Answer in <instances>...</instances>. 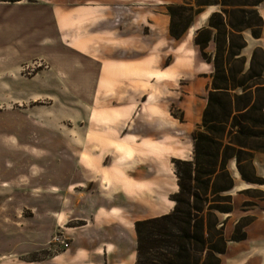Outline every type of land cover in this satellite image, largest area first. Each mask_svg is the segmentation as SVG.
Segmentation results:
<instances>
[{
  "label": "rangeland",
  "instance_id": "obj_1",
  "mask_svg": "<svg viewBox=\"0 0 264 264\" xmlns=\"http://www.w3.org/2000/svg\"><path fill=\"white\" fill-rule=\"evenodd\" d=\"M204 2L210 3L202 7L210 16L231 9L223 7L222 0H0L1 45L7 49L0 54V67L14 60L8 74L0 72V264H135L134 223L152 212L172 210L175 203L170 196L178 190L175 161L194 158V133L202 122L187 134L174 131L180 135L177 138L163 135L161 140L174 147L161 152L144 148L146 143L138 144L133 137L129 145L136 150L131 153L122 150L120 143L113 148L104 137L111 135V123L122 118V107L129 123L162 117L184 125L181 101L187 77L183 71L192 67L195 55L185 49L192 37L187 34L189 28L185 44L167 39L168 9L180 5L196 9ZM75 9H98L99 14L105 9H125L131 92L124 101L116 102L118 95L109 92L121 79L103 77L98 85L96 72L107 63L90 60V29L81 37L75 35L79 18L88 28L85 24L91 15L83 10L79 16ZM92 34L104 56L105 32ZM144 38L146 57L138 61L134 55L143 51ZM80 39L84 45L75 46ZM80 48L83 55L75 52ZM206 51L213 58L215 44ZM257 58L261 59L259 50ZM155 68L167 74L153 82ZM201 88L206 87L200 84ZM253 91L249 90L251 97L262 103L264 92ZM150 133L140 132L139 138ZM249 143L264 146V137L251 138ZM152 164L155 172L149 173ZM242 168L252 176L249 162L243 161ZM229 169L240 181L234 165ZM248 185L251 188L241 192L237 187L231 191L233 210L234 197L241 199L242 210L264 200L259 184ZM225 217L219 214L221 222ZM244 217H248L245 222L253 220L251 215ZM225 239L226 252L241 245L231 235ZM242 243L264 245V239ZM232 256L238 257L237 264L264 261V253L241 249Z\"/></svg>",
  "mask_w": 264,
  "mask_h": 264
},
{
  "label": "trees",
  "instance_id": "obj_2",
  "mask_svg": "<svg viewBox=\"0 0 264 264\" xmlns=\"http://www.w3.org/2000/svg\"><path fill=\"white\" fill-rule=\"evenodd\" d=\"M263 1L229 4L222 0L223 7L231 9L212 13L208 26L197 31L195 43L203 58L213 63L214 72L202 125L194 133V158L175 161L178 190L170 196L175 203L173 209L134 223L135 264H221L227 249L225 224L233 211L234 178L229 161L235 159L240 176L247 183L264 184L253 164L254 152L264 153V146L253 147L249 143L251 138L264 137V101L260 103L249 93L252 88V93L264 92V82L257 81L264 79V52L255 49L248 66L242 54L246 46L243 32L249 30L255 38L262 34L264 21L257 6ZM209 4L198 3L196 9L170 6L171 36L181 38L194 16ZM211 41L215 44L213 58L206 51ZM252 81L255 82L249 85ZM243 161L250 163L252 176L244 172ZM219 214L226 215V219L221 222ZM246 218L236 223L232 241L246 239L245 228L251 223L245 222Z\"/></svg>",
  "mask_w": 264,
  "mask_h": 264
},
{
  "label": "crops",
  "instance_id": "obj_3",
  "mask_svg": "<svg viewBox=\"0 0 264 264\" xmlns=\"http://www.w3.org/2000/svg\"><path fill=\"white\" fill-rule=\"evenodd\" d=\"M83 10H89L91 15L90 19L88 20L89 25L88 28H83L81 19L79 18V25L77 24L75 26V35L80 34V37L82 35L83 31H86L87 29H90L91 32V40L89 44V55L90 60L94 58L97 61H102V63H107L106 67L100 65L99 70L96 72V76L98 78V85L100 86L101 79L104 78H112V79H121L118 81L120 84L116 85L115 89L113 91H109L110 93L117 94L118 97H116L117 100H125L127 97L126 95L129 94L130 91V85H128V79L129 77V67L131 62V55H130V49H129V43L125 40V35L128 21H126V11L125 9H111L109 11L108 9H105L102 14L98 13V9H75V13H79V16L82 14ZM130 10V9H129ZM257 10L264 21V1L260 3L257 6ZM95 11V14H92V12ZM65 13V12H64ZM211 12H209L208 9H203L199 14L196 15L195 19L193 20L191 26L189 27L187 34L189 36H192L187 44H189L185 49H189L192 54L195 55L194 62L191 68L184 70L183 75L184 77H187V79H184L186 83L183 85L185 89V98L182 99L181 104L182 108L184 110L185 119L182 124L183 126H179V124L176 121H169L165 120L162 117H155L152 121H146L141 122L140 124L136 122L129 123L128 119H126V108L122 107L121 114L122 118L118 119L116 122L111 123V135H105L104 139L107 142L113 143V148H116V144L114 143H120L122 145V150L129 151L133 153L136 149H131L129 143H131L130 138H136L135 141H137L138 144L146 143L144 148H148L152 151H158L161 152L165 148H171L173 149L172 144H167L164 141L161 140V138L167 135H170V138H177L180 135L176 134H183V131H185L187 134L188 132L192 131L199 123L202 122V114L207 104V97H208V91L210 89V85L212 82V74L214 72V65L213 63L207 62L203 59H201V51L198 45L195 44L194 37L196 35L197 30L207 27L208 26V19ZM77 16H75L76 18ZM119 18V19H117ZM77 20V19H76ZM78 23V21H76ZM193 29V31H191ZM95 31V34L97 32H105V43H106V51L105 55L101 56V53H99V46H102L99 41L93 42L92 38L94 37V34H92ZM120 35L118 39H115L113 36L114 34ZM167 39L171 38V40H175L176 42H182V44L186 42L185 35L177 40L173 38L169 32V26L167 27ZM243 35L246 40V46L242 51V54L247 58V63L249 65L253 52L255 49H261L264 52V24L262 28V34L259 38H255L251 35L249 30H245L243 32ZM249 35L250 38L247 36ZM99 38V35L97 36ZM76 39V38H75ZM77 40V39H76ZM142 41V52L139 51L134 55V59L137 58L138 61H144L145 60V38L141 40ZM83 46V39H80L79 42H76L75 46ZM12 46V44H10ZM116 45V47H115ZM210 45L213 46L214 42L211 41ZM77 48V47H76ZM7 50L1 45V35H0V54L2 51ZM248 50H250L248 52ZM77 54L83 55V50L80 48L78 51H75ZM197 56V57H196ZM93 60V59H92ZM5 61H7L5 59ZM8 63H4L3 67L0 69V72H7V74L11 71V64L14 62L13 59H9ZM134 61V60H133ZM198 61V62H197ZM111 64V67L108 66ZM104 70H106V73H104ZM155 70H157L155 68ZM83 71V70H82ZM81 71V72H82ZM80 72V74H81ZM151 80L155 82V79L157 76H162L167 73L157 70L151 72ZM83 75V74H81ZM95 76V77H96ZM263 77H264V71H263ZM113 82V81H112ZM200 84L203 85L204 88L200 89ZM133 93V91H132ZM121 95V96H119ZM122 97V98H121ZM196 97V98H195ZM115 99L114 97L112 100ZM195 111V112H194ZM114 112V109L112 108V113ZM144 121V120H143ZM185 130H179L180 128H184ZM145 130H149L150 133L148 136H144L142 138H139L140 132H143ZM174 131L176 134H174ZM138 132V133H137ZM156 135H160L159 138H156ZM118 148V145H117ZM120 149V147H119ZM124 151V152H125ZM128 152V155H129ZM192 158H188L186 160H191ZM253 164L255 168L256 175L264 179V153L260 151L254 152L253 156ZM230 165H234L235 171L240 175L239 170L237 169L236 161L235 159H232L229 161L228 168ZM151 167L148 169L149 173L155 172V166L152 164ZM153 169V171H151ZM230 170V169H229ZM232 174V173H231ZM234 178V188H238V191L241 192L243 190H246L248 188H251L247 182H245L241 176L240 181H237L234 177V174H232ZM259 190L264 191V184H259ZM232 189V190H233ZM231 190V191H232ZM241 199H236L234 197V210L231 213L228 221L225 224V235L226 237L232 236V233L235 228V224L237 221L244 216L251 215L253 217L252 222L246 227L247 232V238L245 240L236 242V247H232L231 251L230 249L225 252L221 256V264H237L238 257H233V253L235 250H245L247 253H264V245H257L249 247L246 245H243L242 242L248 241L249 239H264V200L260 201L259 204H255L252 206L249 210H242L240 209L241 205ZM173 209V208H172ZM237 211L240 212L238 215V218L234 221V223L230 224L229 221H231ZM166 212H152L147 218H152L156 216H160L162 214H165ZM238 214V213H237ZM146 218V219H147ZM226 218V217H225ZM134 244H137V238L136 235L133 237ZM235 242V241H234ZM226 257L228 261H226ZM231 257V258H230ZM243 264V263H242ZM264 264V261L262 263Z\"/></svg>",
  "mask_w": 264,
  "mask_h": 264
}]
</instances>
